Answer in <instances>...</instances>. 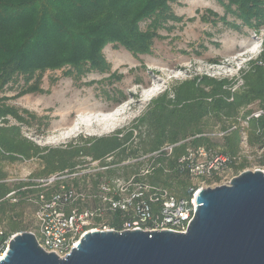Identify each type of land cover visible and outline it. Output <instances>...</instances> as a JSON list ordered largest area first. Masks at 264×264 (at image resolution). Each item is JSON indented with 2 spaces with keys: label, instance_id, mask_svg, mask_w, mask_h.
<instances>
[{
  "label": "trees",
  "instance_id": "16d2710c",
  "mask_svg": "<svg viewBox=\"0 0 264 264\" xmlns=\"http://www.w3.org/2000/svg\"><path fill=\"white\" fill-rule=\"evenodd\" d=\"M216 2L243 25L257 32L264 29V0ZM172 20L168 0H0V92L21 78V94L39 93L41 76L47 70L69 67L65 75L78 77L87 71L107 74L110 65L102 54L106 45L120 46L134 57L149 56L154 41L160 39V30ZM147 21L146 30H142L140 24ZM240 80L242 85L234 89L233 80L195 76L152 99L144 114L127 129L80 139L75 145L56 149L33 145L21 137L17 127H0V221L8 220L6 233L23 231L22 212H15V207L22 205L29 194L49 188L39 187L32 180L13 186L6 184L2 164L20 158L37 156L42 168L31 178L45 179L65 170L73 174L78 166L89 163L85 159L98 161L102 167H113L150 156L139 161L141 164L146 160L154 162L148 182L167 188L177 196L185 194L188 186L182 179L186 174L176 167L175 160L186 146H219L221 154L230 157L238 151L237 130L213 139L218 142L196 137L204 132L206 120L233 119L243 107L256 101L264 105V44L260 56L240 71ZM137 83L142 82L139 79ZM104 97L113 100L115 106L126 99L119 90L105 93ZM10 112L13 118L22 121L16 112ZM134 136L138 139L135 144ZM187 139L190 141L175 148L170 157L163 152L153 155L165 145ZM249 139L259 149L264 148V117L250 122ZM108 158L112 162L106 163ZM260 163L264 165V159ZM105 174L115 175L114 170L108 169L97 176L101 178ZM58 184L50 186L54 189L51 194L57 191ZM11 192L19 198L17 204H10L6 198ZM118 224L115 216L110 225L118 230Z\"/></svg>",
  "mask_w": 264,
  "mask_h": 264
},
{
  "label": "rangeland",
  "instance_id": "374dc122",
  "mask_svg": "<svg viewBox=\"0 0 264 264\" xmlns=\"http://www.w3.org/2000/svg\"><path fill=\"white\" fill-rule=\"evenodd\" d=\"M168 6L174 20L160 30V39L154 41L149 56L134 57L124 48L108 44L102 49L103 57L110 65L107 74L87 71L78 77L65 75L69 67L47 70L41 76L40 92L34 94H21V78L17 83L6 85L0 92V127H17L21 137L33 145L42 149H56L75 145L80 139L107 136L117 130L127 129L144 114L152 99L195 76L233 80L236 82L234 89L239 88L242 85L240 71L246 69L250 61L256 60L263 50L264 29L257 32L243 25L216 0H168ZM148 24V21L142 22L140 28L146 30ZM117 77L120 79L117 80ZM139 79L142 82L140 84L137 83ZM113 90L121 91L126 96L125 101L115 106L113 100L105 99L104 94L112 93ZM152 90L156 91L146 97ZM114 98L116 100L117 96ZM257 110H264V105L258 101L243 107L233 119H207L204 132L196 136L212 139V142L218 138L208 134L226 133L225 136H228L237 130L238 151L235 156L226 155L234 160L228 164V170L224 168L222 173L228 178L237 177L243 171L262 168L260 161L264 159V148L259 149L249 139L250 122L256 120L250 116ZM10 111L16 112L22 121L13 118ZM74 125L77 127L74 128ZM132 142L135 144L138 139L134 136ZM199 147L222 155L219 146ZM187 148L195 149L186 146L185 150ZM85 160L89 162V159ZM112 160L108 158L105 162L110 163ZM89 163L78 166L74 174H84L97 165L92 163L89 166ZM153 163L148 160L142 164L134 161L121 163L110 168L115 175L105 174L104 177L125 181L146 167L152 168ZM41 168L37 156L4 162L2 170L7 175L4 181L10 186L22 181H38L40 177H31ZM64 175H69V172L65 170L60 174ZM68 177L71 176L66 179H70ZM75 178L79 184L85 183L83 178ZM144 180L148 181V178ZM182 180L186 186H197L200 182L204 183L203 188L211 185L209 181L193 180L186 176ZM73 181L68 184H73ZM50 186H46L49 188L44 191L29 194L22 205L15 207V212H22V232L36 231L40 195L46 196L49 192V197L54 190ZM39 187L43 188L44 185ZM7 199L10 204L19 201L16 194ZM0 228L7 231V219L0 221Z\"/></svg>",
  "mask_w": 264,
  "mask_h": 264
},
{
  "label": "built area",
  "instance_id": "2783aa9c",
  "mask_svg": "<svg viewBox=\"0 0 264 264\" xmlns=\"http://www.w3.org/2000/svg\"><path fill=\"white\" fill-rule=\"evenodd\" d=\"M261 117H264V110H257L250 116L251 119ZM225 135L226 133L208 134L218 139ZM188 141L165 145L153 155L163 152L170 157L175 148ZM262 155L264 158V152ZM149 157L124 163L144 161ZM232 159L234 160L229 156L212 153L203 147L187 148L175 160V165L189 179L209 181L211 185L208 187L214 188L227 185L234 178L222 174L224 168L228 170V164ZM88 161L91 162L89 166L92 163L97 165L84 174H74L76 172L64 176L57 174L34 181L44 187L59 182L57 191L48 199L40 195L41 204L36 212V231L31 232L44 252L54 253L59 259H64L72 248L77 246L84 234L92 231L140 230L149 233L187 231L196 211V198L204 183L200 182L197 186L190 184L185 194L177 196L167 188L144 180L152 173L153 167H146L121 182L118 178L110 180L104 176L98 178V173H104L111 167L99 166L98 161ZM260 166L262 168L258 171L264 174V165ZM67 176H71L68 177L70 179H66ZM75 177L83 178L85 183L79 184ZM71 181L73 184H68ZM13 195L14 192H11L6 198ZM115 216H118V230L110 225ZM16 234H7L0 228V261L6 256L9 243Z\"/></svg>",
  "mask_w": 264,
  "mask_h": 264
},
{
  "label": "water",
  "instance_id": "95a60500",
  "mask_svg": "<svg viewBox=\"0 0 264 264\" xmlns=\"http://www.w3.org/2000/svg\"><path fill=\"white\" fill-rule=\"evenodd\" d=\"M0 264H264V174L243 171L202 188L185 233L92 231L64 259L20 232Z\"/></svg>",
  "mask_w": 264,
  "mask_h": 264
},
{
  "label": "bare ground",
  "instance_id": "6f19581e",
  "mask_svg": "<svg viewBox=\"0 0 264 264\" xmlns=\"http://www.w3.org/2000/svg\"><path fill=\"white\" fill-rule=\"evenodd\" d=\"M156 91V90H155ZM154 90L150 91V93L148 92V94H146V97L150 96L152 93L155 92ZM77 127L76 125H74V128ZM77 129V128H76Z\"/></svg>",
  "mask_w": 264,
  "mask_h": 264
}]
</instances>
